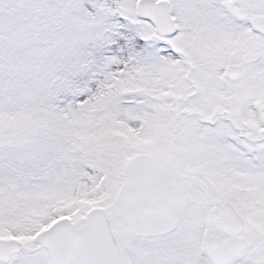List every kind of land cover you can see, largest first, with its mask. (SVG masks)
<instances>
[{
    "label": "snow or ice",
    "instance_id": "1",
    "mask_svg": "<svg viewBox=\"0 0 264 264\" xmlns=\"http://www.w3.org/2000/svg\"><path fill=\"white\" fill-rule=\"evenodd\" d=\"M0 264H264V0H0Z\"/></svg>",
    "mask_w": 264,
    "mask_h": 264
}]
</instances>
